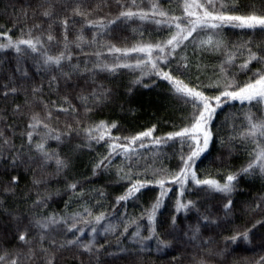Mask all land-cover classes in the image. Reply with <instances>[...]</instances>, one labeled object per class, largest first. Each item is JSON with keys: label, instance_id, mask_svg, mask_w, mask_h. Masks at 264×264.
<instances>
[{"label": "snow or ice", "instance_id": "obj_1", "mask_svg": "<svg viewBox=\"0 0 264 264\" xmlns=\"http://www.w3.org/2000/svg\"><path fill=\"white\" fill-rule=\"evenodd\" d=\"M10 7L0 24V101L11 98L0 108V264H149L153 241L165 264H264V0ZM207 57L218 63L204 78ZM125 69L136 74L128 94L166 82L179 123L160 117L129 132L95 119L119 99ZM226 107L234 111L219 119ZM86 149L90 175L75 171ZM238 151L247 159L233 170ZM256 179L249 196L241 183ZM108 188L122 191L106 203ZM62 195L63 208L48 211Z\"/></svg>", "mask_w": 264, "mask_h": 264}, {"label": "trees", "instance_id": "obj_2", "mask_svg": "<svg viewBox=\"0 0 264 264\" xmlns=\"http://www.w3.org/2000/svg\"><path fill=\"white\" fill-rule=\"evenodd\" d=\"M23 3V0H0V24H3L5 19H7V16L4 15L5 8L8 9V12L10 13L12 11L10 5L15 4L16 8L19 9L20 5ZM164 3L167 4V0H164ZM11 27V24L8 25ZM189 54H191V48L188 50ZM14 55V54H13ZM203 63L207 66L205 68L201 69V72L203 73V77L206 78L207 76H210L213 71V64L218 63V61L214 57H207ZM239 63V61H238ZM253 68L257 67V65L253 64ZM195 65H193V72L195 73ZM136 74L129 72L128 70H121V73L117 75L116 80L114 81L115 84L119 85V99L115 104H111L108 107L104 108L102 111L98 112L97 115L94 117L95 119H115L119 120L120 123L131 131L140 130L143 126L148 125L149 123L155 122L157 118L165 117L169 118L176 123H179L180 121V105L170 96H168L167 88L168 85L166 82L159 81L157 87H152L151 89H145L143 86L137 85L134 86V90L131 94H128L127 88L130 86V82L134 78ZM155 79V77H153ZM145 82L148 83L149 81L147 78L145 79ZM56 97H53L55 99ZM18 102H21L23 100V95H19L16 97ZM10 107L11 106V98H9L8 102L0 101V108H4L5 106ZM123 104L124 108L127 109L129 107L133 108V112L128 111H121L120 105ZM237 102V107H238ZM229 111H234V109L225 108L224 112L220 114L219 119H223L225 113ZM219 122V120L217 121ZM166 130L162 127L161 131ZM124 134H128L127 132ZM159 134V133H158ZM17 144H19V139H17ZM51 146L55 147V142H51ZM98 151H103V148H98ZM169 151H171L169 149ZM222 151L219 140L211 146V153L212 156H217ZM92 156H95V152L91 153ZM247 159L246 154L243 151H238L233 154V158L229 162L231 166H233V170L235 168H238L242 163H244ZM89 161V152L86 149L85 153L76 161V172L83 171L86 175H90V167L91 165L88 163ZM119 161H117L118 163ZM168 161H166L167 163ZM174 163V161L172 162ZM208 166V161L205 160L202 164H200V168L203 169ZM220 166L219 164L212 166L209 170H214L215 167ZM30 175V174H29ZM10 178V177H9ZM28 177H25V180H27ZM111 179H115V174L113 173ZM109 180V177L107 175L100 177L98 179H95L93 181V184L91 186L100 188L104 186ZM249 185H251V189L249 192V196L255 195L260 189H261V181L259 179L256 180H246L242 181L241 187L245 189V191L249 190ZM51 187L54 189L56 187H62V185H57L55 182V179L51 181ZM24 189V181L21 182L20 190ZM108 192L111 193V196L109 197V201H106V203L114 201L115 195L119 194L122 189H114V188H108ZM244 197L237 195L236 199L240 200ZM13 197H8L9 204H12ZM68 199V196H60V197H53V202L51 204V208L48 209V211L60 210L64 206V201ZM75 208L76 205H73ZM26 206H22L21 210H24ZM123 210V209H122ZM129 213L135 212L137 215L140 212L139 207H133L131 204L128 208ZM3 220L7 221V217H0ZM147 235V233H144ZM111 243L113 245L112 248H109V251H117L115 245H116V239L115 237H110ZM123 240V238H121ZM101 243L103 241L101 240ZM125 244H127V241H124ZM249 249L251 248V245L247 246ZM152 250L153 255L149 258V264H165L166 257L163 254L156 253L155 252V241L152 242ZM259 249L249 250V251H242L240 252V257H254L256 253H259ZM264 254V253H261ZM241 264H243V259H241Z\"/></svg>", "mask_w": 264, "mask_h": 264}]
</instances>
